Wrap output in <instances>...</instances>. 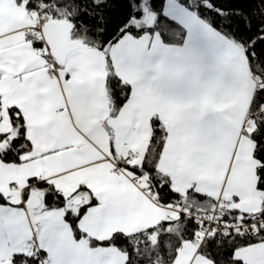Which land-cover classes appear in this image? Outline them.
<instances>
[{"label":"snow or ice","instance_id":"1","mask_svg":"<svg viewBox=\"0 0 264 264\" xmlns=\"http://www.w3.org/2000/svg\"><path fill=\"white\" fill-rule=\"evenodd\" d=\"M0 264H264V0H0Z\"/></svg>","mask_w":264,"mask_h":264}]
</instances>
